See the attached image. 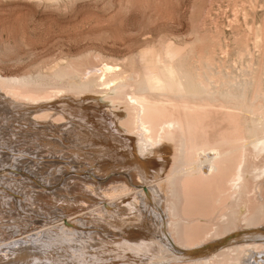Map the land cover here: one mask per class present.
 <instances>
[{
  "label": "bare ground",
  "instance_id": "1",
  "mask_svg": "<svg viewBox=\"0 0 264 264\" xmlns=\"http://www.w3.org/2000/svg\"><path fill=\"white\" fill-rule=\"evenodd\" d=\"M250 3L253 13L245 12L246 20H243L247 36L245 49L237 48L232 53L229 46L221 47L224 61H229L235 68L234 71L231 69L232 76L228 75L227 67L223 69L219 62L216 66L211 55L204 54V37L196 32V40L186 42L185 46L164 44L162 49L150 48L141 53L142 65L154 70L146 75L145 84L132 93L124 91L134 80L131 72L126 76L122 68L116 70L113 66H106L98 78L105 87L100 95L107 94L103 96H107V101L97 102L96 99L94 105L101 108L112 106L109 109L116 112V133H103L99 140L94 139L98 142L95 143L98 147L94 148L95 152L99 150L97 155L94 150L90 152L93 149V143L88 141L91 134L82 128L74 127L76 133L59 134L57 140L50 137L52 145L61 146L67 155L76 150L79 152L74 153L72 162L80 168L75 172L79 177L74 179L80 183L78 188L83 198L78 205L88 208L86 216L83 213L79 219L70 216L67 221L62 219L52 223L54 235L50 234L56 245L51 244L48 250L42 251L41 246L35 245L42 240L40 235L33 239L35 246L28 241L33 238L31 233L30 237L22 238L23 243L16 239L15 244H11L12 248L4 251L7 255L8 252L16 254L15 257L10 262L5 261L4 253L0 252V264H59L58 257L61 254L68 256V253L72 256L70 258L75 257L86 264L93 259L99 264H264V0H251ZM258 7L263 8V12L255 18ZM249 15L251 18L247 19ZM251 40L256 54L250 46ZM51 69L54 79L50 78L48 84L43 75L24 79L0 75V104L6 106L3 108L9 104V110H26L30 105H24L23 100H33L30 94L35 90L26 93L25 88L30 85L44 88V85H58L67 80L83 91L98 84V80L89 76L80 78V71L74 69V73L71 72L72 66L68 64ZM131 88H134L133 84ZM38 90L45 96V88ZM121 90V96L115 97L116 91ZM129 95L132 104L127 106L129 101L126 97ZM13 96L23 99L22 103L17 105L18 101ZM38 102H31L36 104L31 106L41 108L40 112L49 105L45 104L49 101ZM69 103L74 109L81 107L77 103ZM60 106L64 108L62 104L55 105L56 108ZM127 113L130 119L124 121L123 116ZM40 115L48 118L46 122L49 124L57 120L52 119L54 111L48 109ZM62 115L57 116L58 119ZM41 122L45 123V120ZM2 123L6 125V121ZM32 135L31 144L42 150L48 148L47 141L37 133ZM121 136L131 139L133 147H122L126 141ZM59 155L63 156L62 153ZM91 162L96 163V167L88 173L86 169L88 164L92 165ZM16 168L12 170H18L26 178V173ZM3 170L0 169V177L8 180ZM61 178L57 176L53 181L48 180L46 186L43 184L45 181H39L38 177L30 179L35 186L45 190ZM70 179V176L63 178L66 181L60 182L58 190L65 192L61 188L64 189L62 186L67 185ZM13 184H19V181ZM40 197L43 203H51L44 194ZM53 198L57 197L54 195ZM51 206L43 207L50 211ZM45 219L48 222L52 220ZM14 221L11 222L14 224ZM34 223L36 226L32 225V230L42 224L38 220ZM4 225L7 226L6 223ZM4 227H0V232L6 229ZM37 233L40 234L39 231ZM38 249H41L40 253Z\"/></svg>",
  "mask_w": 264,
  "mask_h": 264
},
{
  "label": "rangeland",
  "instance_id": "2",
  "mask_svg": "<svg viewBox=\"0 0 264 264\" xmlns=\"http://www.w3.org/2000/svg\"><path fill=\"white\" fill-rule=\"evenodd\" d=\"M250 2L251 0H57L54 2L48 0H0L1 76L24 79L43 75L46 77L45 82L48 84V82L50 83V81L54 79L53 69L51 68L56 65L68 64L69 66H72L71 72H73L74 69L76 72L77 69L80 71V74H82H79L80 78L89 76V78L91 77L94 80H98V84L93 86L90 90L82 89L83 91H80L75 84L69 83L67 80L58 85H42L45 88V96H43V93H38V89L41 90L44 88L41 86L39 87V85H30V87L28 86L29 88H25L26 93L31 89H35L37 93L35 90V93L31 90L32 95L30 94V96L33 100H28V98H26V100L25 97H23L25 99H22L23 104L30 105L26 110L21 109L23 111L9 110L11 109L8 107L9 104L7 108H3L6 106L0 104V135L2 134L0 136V155H2L0 156V169H4L3 174L6 175L4 173L6 172L9 178L8 180L10 181L8 182L7 179L5 180L3 175V177H0V206L2 207L0 209V211H2L0 212V227L5 226L4 228H6L2 231L5 233L2 234V232H0V244L3 245H0V249H3L0 252L4 253L2 257L4 256L5 261L10 262L15 257L14 255L16 254L11 252H8V255L7 253L5 254V249L12 248L11 244L14 245L16 239L19 240V242L21 240V243H23L24 240L22 238H27V236L30 237L31 233L33 238L28 241L34 245L36 242L33 241V239H38L40 235L42 240L35 245H38V247L41 246L42 251L43 249L48 250L51 248V244L56 243L52 238V235H54L52 223L54 224L56 221L62 219L63 221H67L70 216H76L77 218L75 219H79V215H82L83 213V215L86 216L88 208H85V206L82 207V205L79 206L81 204L80 199L83 198L81 195L82 192L78 188L80 183L74 179L75 177H79L75 172L80 168H76L77 165L72 162L76 155L74 153L78 152V150L73 152L70 151L69 153H72L67 155L68 152L66 153L65 150H62L63 148L61 146L56 143H53L55 146L52 145L51 139H58L59 134L63 135L64 132L70 133L72 131L71 133H73L74 131L76 133L77 130H73L74 127L82 128V131L84 130L91 134L93 139L89 138L88 141L93 143L91 146L93 149H90V152L94 150V153L97 155L98 153L96 152L99 150H96L95 152L94 148L98 147V145L95 144L98 142H95V140H99L103 133H116V117L114 115L116 112L109 109V107H112L109 105L110 102L108 101L109 106H106V108L94 105L107 98V96L103 97L107 94L100 95L101 92L105 90V87L101 85V81L98 78L102 75L106 66H113L116 70L122 68L126 71V76L131 72L130 75L132 74L134 80L136 79L138 81L135 80V82L133 80L134 83L133 81H130V88H127L124 91L132 93L134 89L139 90L138 86L145 84L146 75L149 74V71L154 70L153 67L146 66V64L142 65L141 53L150 48L162 49L164 44H175L179 47L185 46L186 42L192 43L196 40V36H194V33L196 32L195 34L201 33L204 37V54L207 53L205 55H211L210 57L216 61V66L217 62H219L223 66V69L227 67L226 70L228 69V75L232 76V72L235 68L229 61H224V54L222 53L221 47L229 46L232 53H235L237 48L241 51L245 49L244 45L246 44L247 36L244 25H246V22L245 24L243 22L246 20L245 12L249 10V14L253 13ZM262 9L263 8L260 7L256 9L255 18H258L262 14ZM234 16H236V18ZM249 18H251V15H249L247 19ZM229 41L230 43H227ZM251 41L249 42L250 46L256 54V51L253 48V40ZM222 61L224 62L222 63ZM230 66L232 67L230 68ZM231 69L234 70L232 71ZM132 84L134 86L133 89L131 88ZM23 91L25 92V90ZM86 91H88L87 95H85ZM122 92L123 90H121V92L116 91L114 96L120 97ZM13 97L14 100L18 101L17 105L22 103L21 99L20 101L19 98H15V96ZM126 98H128L127 102H130L127 104L125 101L127 106L132 104L130 95ZM96 99H98L97 102ZM29 101H36V103H43V101L45 103V101H49L48 103H45L49 105L47 108L44 106L42 112L47 109L54 111L55 117L52 119L56 118L57 120L55 119L56 121H53L56 123H47L46 120L48 118H44L40 115L42 113L40 112L41 108L31 106L33 103L31 104ZM69 102L77 103L81 107H76L74 109ZM84 102L87 103V105H83L85 104ZM120 103L124 102L120 101ZM56 104H62L64 105V108H62V106L56 108ZM111 105L113 104L111 103ZM31 107L34 108L32 109ZM34 109L36 110L35 112L37 115L34 112ZM59 115H62L63 117L58 119L60 117ZM128 115L129 113L123 116L124 121L130 119ZM42 119L45 120V123L41 122L44 121ZM5 121L6 125H3L2 122ZM45 127L48 129H45ZM35 133H37L40 138L42 137L43 141H47L46 143L49 149L42 150L39 146L31 144L33 142L31 141L33 137L32 134ZM27 136H29V138ZM50 137L52 138L50 139ZM121 138L126 141L122 147H133L131 139L124 136H121ZM61 153L63 156L59 155ZM72 154H74V156ZM35 158L36 160H34ZM89 158H91V156H89ZM62 162L66 163L63 164ZM5 164H8L10 169ZM14 164L21 168L20 171H23L22 173H26V178H23L20 175L21 173H18V170H12V168H16L14 167ZM93 164L94 163H92V165L88 164L89 169L87 168L86 172L88 171L89 173L91 169H95L96 163L94 166ZM63 165L67 166L65 167ZM113 165L119 166L118 164ZM61 166L63 168L70 166L72 169H63ZM18 167L16 169H18ZM29 168L32 170H29ZM23 169L28 171L26 172ZM68 169L71 170L69 171ZM92 172L93 171H91V173ZM50 173H52V178L49 176ZM56 174L60 178L62 177L61 181L56 182V186H48L45 190L35 186L31 181L32 178L38 177L39 181H45L43 184L46 186L49 181H53L54 178L57 177ZM58 174H61L62 176ZM44 175L45 177H43ZM67 176H70L71 179L67 181V185L62 186L66 189L61 188L65 192L59 191V184L64 183L66 180L63 181L62 179L67 178ZM42 177L44 179H42ZM15 181H19V184H13ZM69 189H71V191H68ZM48 190L50 191V194ZM40 194H44L49 198L51 203H43ZM54 195L57 198H53ZM72 198H75L74 201H72ZM70 203L72 206H70ZM42 204L45 207L52 205V209L49 211L44 208ZM79 207L82 208L78 209ZM74 209H76V211ZM45 218L52 220H50L51 222H48L49 220ZM36 220H38V223H42L41 225L43 227L40 225L37 226L38 229H30L32 228V225L36 226V223H34ZM11 221H14V224ZM27 221L33 223L28 224ZM2 223H6L7 226ZM6 231L8 234H6ZM38 231L40 234L37 233ZM6 235L13 239H9ZM6 240L9 245L6 243ZM10 240L12 243H10ZM3 243L5 244V247ZM42 246H44V248H42ZM41 249H38V253L41 252ZM5 255L7 258H5ZM9 255H12L13 257ZM68 256L66 254L62 256L61 254L59 257L56 256V258L58 257V259H60L59 264H67L68 262V264H79L80 262L86 264V262L83 263L82 260H78L75 257H73L74 259L70 258L72 256L69 253ZM62 259H64V261ZM96 262L97 260L93 259V261L89 260L88 264H99V262Z\"/></svg>",
  "mask_w": 264,
  "mask_h": 264
}]
</instances>
